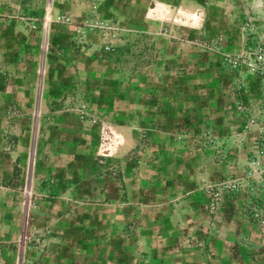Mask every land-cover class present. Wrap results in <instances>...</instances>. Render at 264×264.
Returning <instances> with one entry per match:
<instances>
[{
    "label": "crops",
    "instance_id": "crops-1",
    "mask_svg": "<svg viewBox=\"0 0 264 264\" xmlns=\"http://www.w3.org/2000/svg\"><path fill=\"white\" fill-rule=\"evenodd\" d=\"M225 6L0 0V88L18 91H0V264H264L248 194L212 215L203 190L257 150L236 104L260 102L259 79L202 45L232 39Z\"/></svg>",
    "mask_w": 264,
    "mask_h": 264
},
{
    "label": "built area",
    "instance_id": "built-area-1",
    "mask_svg": "<svg viewBox=\"0 0 264 264\" xmlns=\"http://www.w3.org/2000/svg\"><path fill=\"white\" fill-rule=\"evenodd\" d=\"M57 20L62 23L71 21L69 17L65 16L58 17ZM175 22L185 23V17H178ZM88 26L90 29L100 31L103 37L108 38V41L115 37L117 32V28L113 25L97 19H92ZM220 44L221 38H214L206 43V46L214 51H220ZM202 45L205 47L204 42ZM101 51L103 55H109L114 49L108 42L104 44ZM222 63L230 70L245 71L256 76L260 81L259 103L238 102L236 104V112L247 121L244 126L245 132L257 127L258 138L255 141L257 150L247 156L242 175H232L226 180L204 185L207 207L209 212L215 215L222 202L233 198L244 190L251 201L248 208L249 218L264 228V44H258L251 53L230 54L223 52ZM77 111L81 117L87 115L85 105L78 107Z\"/></svg>",
    "mask_w": 264,
    "mask_h": 264
},
{
    "label": "rangeland",
    "instance_id": "rangeland-1",
    "mask_svg": "<svg viewBox=\"0 0 264 264\" xmlns=\"http://www.w3.org/2000/svg\"><path fill=\"white\" fill-rule=\"evenodd\" d=\"M226 2L228 6L221 7L219 10L221 14L226 12L229 16L235 18L233 27H235L236 32L233 33L232 39L227 45H224V41L221 39L220 51H214L206 46V43H209L214 38H220V36L202 41L205 43V51L212 52L218 56L221 64L223 52L230 54L251 53L258 44H264V0H226ZM182 17H186V15ZM237 37H239V41L236 40ZM237 41L242 46L239 49L237 45L231 46L236 44ZM127 59L134 63V66H143L146 61H151L152 57H144L142 53H129ZM222 68L225 69V66H222ZM225 70L228 72L232 71L228 68ZM242 73L246 72L242 71ZM14 90L16 89L0 88L4 95L10 94ZM142 138L147 137L143 136Z\"/></svg>",
    "mask_w": 264,
    "mask_h": 264
}]
</instances>
